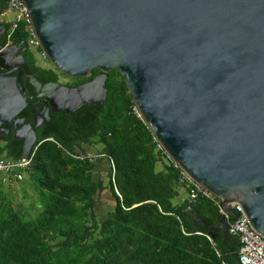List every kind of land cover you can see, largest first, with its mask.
<instances>
[{
    "label": "water",
    "instance_id": "1",
    "mask_svg": "<svg viewBox=\"0 0 264 264\" xmlns=\"http://www.w3.org/2000/svg\"><path fill=\"white\" fill-rule=\"evenodd\" d=\"M23 1L58 71L78 78L101 72L78 87H41L27 66L26 77L21 67L7 79L11 72L0 63V134L15 131L30 156L49 107L73 112L104 103L108 73L118 68L176 166L219 197L226 212L240 203L264 236V0ZM28 105L33 124L19 117ZM229 227H210L209 237L224 232L236 241Z\"/></svg>",
    "mask_w": 264,
    "mask_h": 264
},
{
    "label": "trees",
    "instance_id": "2",
    "mask_svg": "<svg viewBox=\"0 0 264 264\" xmlns=\"http://www.w3.org/2000/svg\"><path fill=\"white\" fill-rule=\"evenodd\" d=\"M12 36L28 38L22 28ZM30 66L43 81L76 84L101 72L78 78L35 59ZM105 86L104 103L55 112L38 127L23 180L0 175V264H240V239L209 237L224 222L219 206L204 195L189 201L181 169L136 113L118 68ZM23 147L12 133L0 135V157L18 160ZM27 187L37 214L16 198L15 188L27 197Z\"/></svg>",
    "mask_w": 264,
    "mask_h": 264
},
{
    "label": "built area",
    "instance_id": "3",
    "mask_svg": "<svg viewBox=\"0 0 264 264\" xmlns=\"http://www.w3.org/2000/svg\"><path fill=\"white\" fill-rule=\"evenodd\" d=\"M8 3L9 7L14 11V17L11 23V35H13V33L19 28H22L28 36L26 39L28 44L38 54L39 58L45 61L49 60L47 53L43 50L36 35L31 16L25 2L23 0H8ZM136 113L140 115L137 107ZM158 147L163 149L159 142ZM33 154L34 152L32 151L30 156H23L18 160L0 157V175L6 177L7 180H23L25 178V171L32 162ZM89 156L94 157V155ZM181 171L182 181H186L190 187L188 195L189 201H195L199 195H204L213 199L219 206L224 222H228L230 224L229 233L240 239L241 247L238 252L240 264H264V236L252 226L240 203H233L232 206L234 211L231 213L226 212L222 207H220L221 199L219 197L203 185L195 182L182 169ZM223 264L227 263L223 262Z\"/></svg>",
    "mask_w": 264,
    "mask_h": 264
},
{
    "label": "flooded vegetation",
    "instance_id": "4",
    "mask_svg": "<svg viewBox=\"0 0 264 264\" xmlns=\"http://www.w3.org/2000/svg\"><path fill=\"white\" fill-rule=\"evenodd\" d=\"M14 17V11L9 7L8 0H0V63L6 67L5 69H2L3 72L10 71L11 73L7 76V79L17 76L18 70L23 67L24 75L23 77H26L28 75V69L31 71V74L41 83V87L48 86L50 83L55 82L58 83V86H66V87H78L82 84H85L89 82L90 80H87L85 82H79L74 83L70 79L60 77L58 81H43L39 76H37L31 69L30 61H33L35 59L37 64H42L41 59L39 58L38 54L34 51V49L28 44L27 40H23L22 42H16L14 37L11 35V23ZM27 68L25 69V67ZM31 91L35 95H39L40 91H36L35 86L36 84L33 82H29ZM50 88L48 87L47 90ZM58 89L55 87L54 89L50 90V94L53 92H56ZM0 95H2V92L0 90ZM35 101H32L31 104H34ZM44 100H41L37 103L38 112L40 109L42 110L44 106ZM49 106V105H48ZM82 106V105H81ZM50 108V118L53 114L51 107ZM34 106H26L20 113L19 117L25 119L24 124H33L34 123V117L33 114ZM44 112L45 110H42L41 114H38V117L41 119L44 118ZM59 112V111H58ZM55 113V112H54ZM49 122V121H48ZM47 122V123H48ZM46 123V124H47ZM5 128L9 129V125H3ZM13 134L15 131L9 130V132L6 135H2L3 137H9L10 134Z\"/></svg>",
    "mask_w": 264,
    "mask_h": 264
},
{
    "label": "rangeland",
    "instance_id": "5",
    "mask_svg": "<svg viewBox=\"0 0 264 264\" xmlns=\"http://www.w3.org/2000/svg\"><path fill=\"white\" fill-rule=\"evenodd\" d=\"M41 62L45 66L52 65L50 60L45 61V60L41 59ZM15 192H16L17 200H20L21 202H23L32 215L37 214V212L40 210V205H39L38 198H37L35 192L33 191V189H31V187L26 188V192L28 193L27 197L25 196V193L22 190V188H15ZM186 194H187V192L183 189L181 196L184 197ZM111 208H112V206H110L109 208L107 206H105L106 210L104 209L103 213L108 212Z\"/></svg>",
    "mask_w": 264,
    "mask_h": 264
}]
</instances>
